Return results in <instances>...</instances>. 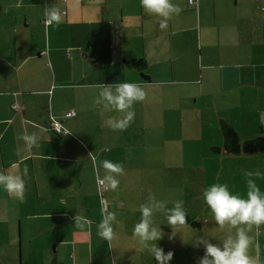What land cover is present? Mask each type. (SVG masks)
Instances as JSON below:
<instances>
[{
  "label": "crops",
  "instance_id": "0c3cea01",
  "mask_svg": "<svg viewBox=\"0 0 264 264\" xmlns=\"http://www.w3.org/2000/svg\"><path fill=\"white\" fill-rule=\"evenodd\" d=\"M172 2L183 10L162 29L140 0H0V171L28 170L23 202L0 188V264H158L132 235L149 193L187 212L172 240L166 218L154 217L157 246L174 253L168 264H197L186 238L217 239L214 218L193 209L206 207L205 187L246 198L243 172H264V152H227L220 130L226 122L240 140L264 131V0ZM50 6L64 10L58 26L45 25ZM123 82L147 98L130 127L113 131L105 120L116 113L93 107L92 85ZM51 119L66 131L53 132ZM31 133L40 139L29 150ZM90 153L123 164L118 191L100 195ZM102 208L123 225L112 248L97 235ZM78 213L90 228L75 226ZM257 243L264 264V226Z\"/></svg>",
  "mask_w": 264,
  "mask_h": 264
},
{
  "label": "clouds",
  "instance_id": "9594fccd",
  "mask_svg": "<svg viewBox=\"0 0 264 264\" xmlns=\"http://www.w3.org/2000/svg\"><path fill=\"white\" fill-rule=\"evenodd\" d=\"M140 5L148 15L160 18V27L166 28L169 19L178 16L182 8L172 0H140ZM64 13L55 6L44 8V22L46 26L60 25L63 23ZM98 90L93 99V107L100 106V115L104 113H116L108 116L105 125L113 131H124L135 121V108L137 103H143L147 93L143 86L137 83H96L92 85ZM260 123L264 125V111L260 112ZM69 133H65L67 135ZM22 139L27 149L39 147L37 133L25 134ZM89 154L92 159L94 170L97 172L96 180L99 186L106 190L118 191L120 186L119 177L124 175L123 164ZM16 165L12 164L11 168ZM103 169L104 175L98 173ZM27 167L24 168L23 176H27ZM246 198L234 194L227 184L213 183L205 187L202 192L203 200L210 210L216 225L225 231L220 244L211 243L205 236H196L193 246L204 247V255L197 264H261L259 257V245L256 237L264 226V192L257 184L258 179H264V172L245 170ZM21 175L12 171H0V188H3L10 196H14L21 202L24 201L26 184ZM183 201H175L172 208H168L167 201L158 200L153 193H149L147 202L139 206L141 212L140 221L133 228V238L137 241L139 250L147 251L153 255L158 264H168L173 259L174 253L157 246V241L163 239L164 233L160 226L155 223L157 214L163 215L167 225L172 229L168 239L172 240L182 229L189 226L186 217L187 212L183 207ZM101 220L97 225V235L107 241L110 248L117 239L116 227H123L117 221L116 213L109 212L106 208L101 209ZM75 226L81 230L91 227V221L85 215L77 214L74 217ZM253 248L256 255H252Z\"/></svg>",
  "mask_w": 264,
  "mask_h": 264
},
{
  "label": "trees",
  "instance_id": "16d2710c",
  "mask_svg": "<svg viewBox=\"0 0 264 264\" xmlns=\"http://www.w3.org/2000/svg\"><path fill=\"white\" fill-rule=\"evenodd\" d=\"M128 65L136 67L141 72L143 62L140 58H132L127 61ZM145 76V75H144ZM222 141L225 151L227 152H243L254 153L264 152V131L251 138L240 140L234 128L226 122L220 124ZM217 149V147H213ZM191 223L196 224L194 221Z\"/></svg>",
  "mask_w": 264,
  "mask_h": 264
},
{
  "label": "rangeland",
  "instance_id": "374dc122",
  "mask_svg": "<svg viewBox=\"0 0 264 264\" xmlns=\"http://www.w3.org/2000/svg\"><path fill=\"white\" fill-rule=\"evenodd\" d=\"M195 212H197L199 214L200 217H204V215H208V216H212L211 213H210V210L208 209V207H204L203 209L201 208H198L197 206L193 208ZM212 232L208 231L207 230V233H206V236L208 237V239L210 240L211 243H214V244H220L224 238V236L226 235L225 231H222L221 229H217V232H216V236H217V239L215 238V234L211 235ZM211 238V239H210ZM193 240H194V237L192 236H188L186 238V242H187V246H188V249H187V253L190 254V253H193L196 255V257H200L201 256L199 255L200 253L204 254L205 250H204V247L201 245L199 247H194L193 246ZM256 242H257V237H256ZM263 245L261 244L260 247H262ZM252 252H255V248H253ZM252 254V253H251ZM253 255V254H252ZM183 257H187V254L184 253ZM187 264L189 262H186Z\"/></svg>",
  "mask_w": 264,
  "mask_h": 264
},
{
  "label": "built area",
  "instance_id": "2783aa9c",
  "mask_svg": "<svg viewBox=\"0 0 264 264\" xmlns=\"http://www.w3.org/2000/svg\"><path fill=\"white\" fill-rule=\"evenodd\" d=\"M192 2V0H189V3H191ZM62 12H64V10L62 9L61 10ZM71 113V111H67L65 114L66 115H69ZM49 127H50V129L53 131V132H55V133H63V132H65L66 131V129L64 128V127H62L61 125H60V123H59V121L58 120H56V119H51L50 120V122H49ZM99 186V185H98ZM100 187V195H102V192H103V190L105 189V188H103V186H99ZM101 200H102V204H104V199L101 197Z\"/></svg>",
  "mask_w": 264,
  "mask_h": 264
},
{
  "label": "water",
  "instance_id": "95a60500",
  "mask_svg": "<svg viewBox=\"0 0 264 264\" xmlns=\"http://www.w3.org/2000/svg\"><path fill=\"white\" fill-rule=\"evenodd\" d=\"M187 2L189 3V0H187Z\"/></svg>",
  "mask_w": 264,
  "mask_h": 264
}]
</instances>
